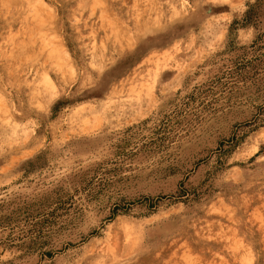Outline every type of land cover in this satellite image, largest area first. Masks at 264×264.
<instances>
[{
    "label": "rangeland",
    "instance_id": "1",
    "mask_svg": "<svg viewBox=\"0 0 264 264\" xmlns=\"http://www.w3.org/2000/svg\"><path fill=\"white\" fill-rule=\"evenodd\" d=\"M9 1L0 264H264V0Z\"/></svg>",
    "mask_w": 264,
    "mask_h": 264
},
{
    "label": "bare ground",
    "instance_id": "2",
    "mask_svg": "<svg viewBox=\"0 0 264 264\" xmlns=\"http://www.w3.org/2000/svg\"><path fill=\"white\" fill-rule=\"evenodd\" d=\"M9 1V0H8ZM29 1H31V0H25L24 1V3H22L21 5H20V8H19V13H21L23 16H22V18H20L19 19V23H18V26L19 25H26V24H24V22H26V19H28V16H29V14H30V12L31 13H33L32 11L34 10V9H32L33 7H32V3L31 2H29ZM97 1V0H96ZM10 3H11V1H9ZM27 3H30V6H31V9H32V11H30V9L27 7ZM8 4V5H7ZM6 4V6L5 7H7V8H9L8 6H9V3H7ZM13 4V3H12ZM36 5H38V4H36ZM13 6H14V4H13ZM39 6V5H38ZM6 9V8H5ZM13 9H15V6L13 7ZM7 10V9H6ZM18 10V9H17ZM35 11V10H34ZM5 12V11H4ZM7 12V11H6ZM16 14H17V11H16ZM31 15V14H30ZM34 15V14H33ZM26 16H27V18H26ZM34 16H38V14H35ZM40 17V18H39ZM39 19L40 20H42L43 21V19H42V17H41V15L39 14ZM29 21V20H28ZM27 21V26H28V24H29V22H31V21H29L28 22ZM34 22V21H33ZM44 22V21H43ZM43 22H42V24H43ZM15 23V22H14ZM32 23V22H31ZM42 24H38L37 23V25H35L34 23L32 24V26L33 27H38V26H40V25H42ZM13 26V24L11 23V22H9V20H8V22H5L4 21V24H2L1 25V27H0V32H2V34H0V49H1V47H5V46H8V45H14L15 47H13V49H12V51H10L9 53H8V56H7V58H12L10 61H12L13 59L14 60H16L15 59V57L17 58V60H18V58L19 59H23L24 61H27L26 60V58H25V56H23L22 57V55L23 54H27V45L29 44L28 43V41H33L32 40V37H33V35H31V36H29V37H27V39H18L17 37L15 38V37H11V35L8 33L9 31H7V29H9L8 27H12ZM34 31V30H33ZM37 30H35L34 32H36ZM35 34V33H34ZM23 35V34H22ZM39 37H40V35H38ZM38 36H36L37 38H38ZM39 39V38H38ZM37 39V40H38ZM42 39V38H41ZM40 40V39H39ZM38 40V41H39ZM43 42V41H42ZM28 43V44H27ZM33 43H35V41H33ZM40 43V42H39ZM41 45H42V43H40ZM31 51V50H30ZM31 55H32V53H31ZM13 60V61H14ZM21 61V60H20ZM19 60H18V62H20ZM216 229V228H215ZM230 229V228H229ZM212 230V229H211ZM222 231V230H221ZM225 231V230H224ZM231 231V230H230ZM233 231V230H232ZM214 232V231H213ZM223 232V231H222ZM225 232H227V231H225ZM203 233V232H202ZM207 233V232H206ZM216 233H218V231L217 232H215L214 233V235H217ZM228 233V232H227ZM210 234V233H209ZM220 234H223V233H220ZM220 234L218 235V237H220ZM225 234V233H224ZM231 234V233H230ZM212 235V234H211ZM214 237V236H213ZM212 237V238H213ZM216 237H214V239H215ZM221 238V237H220ZM224 238V237H223ZM225 238H226V236H225ZM210 239V238H209ZM211 240V239H210ZM223 240V239H222ZM225 240V239H224ZM219 242H220V239H219ZM233 242V241H232ZM234 242H238L237 240L235 241L234 240ZM233 242V243H234ZM233 243H232V245H233ZM190 244V243H189ZM238 244V243H237ZM240 244H241V242L238 244V247L240 246ZM190 245H192V244H190ZM234 246V245H233ZM235 247H237V246H235ZM243 247V245L241 244V248ZM234 248V247H233ZM244 248V247H243ZM233 250V249H232ZM234 250H235V248H234ZM237 250H238V248H237ZM198 251V250H197ZM241 251V250H240ZM235 252L237 253V251L235 250ZM243 252H244V250H243ZM199 253V252H198ZM234 253V252H233ZM241 254H242V252H241ZM174 255V254H173ZM244 256H245V254H243ZM242 255V256H243ZM241 255H240V258L239 259H241V257H242ZM172 257V256H171ZM177 257V256H176ZM173 258H174V256H173ZM234 258H235V256H234ZM237 258V257H236ZM243 260V259H242ZM170 261V260H169ZM238 261H240V260H238ZM150 262V261H149ZM194 262V261H193ZM196 263H197V261H195ZM208 262V261H207ZM190 264L192 263V261L191 262H189ZM188 263V264H189ZM195 263V264H196ZM166 264V263H165ZM192 264H194V263H192ZM209 264V263H208Z\"/></svg>",
    "mask_w": 264,
    "mask_h": 264
}]
</instances>
